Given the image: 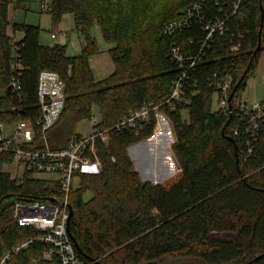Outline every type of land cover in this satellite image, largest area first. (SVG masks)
<instances>
[{"label": "trees", "instance_id": "1", "mask_svg": "<svg viewBox=\"0 0 264 264\" xmlns=\"http://www.w3.org/2000/svg\"><path fill=\"white\" fill-rule=\"evenodd\" d=\"M15 1L0 0V88L7 86L12 77L9 10ZM189 2L53 0L50 13L54 23L59 24L65 14H72L75 29L86 36L83 52L76 56L68 55L65 46L42 45L39 26L13 25L14 32L19 28L24 31V37L18 40L23 68L17 72L23 84V100L19 103L0 97V122L31 121L35 138L25 147H45L37 125L41 115L37 103L38 77L45 68L58 72L66 83L64 113L47 135L55 149L78 135L77 123L91 118L94 105L100 109V125L113 127L144 104H162L170 95L177 74L176 65L169 57L171 47L175 44L196 50L187 40L202 35L199 26L174 37L163 34L165 22L181 16ZM262 8L264 0L205 2L211 18H229L227 31L215 36L211 49L198 66L194 78L200 91L190 95L186 103L161 107L173 119L178 137L174 152L183 176L176 184L180 188L179 199H174L176 191H168L162 185L143 184L127 155L131 142L152 132L156 121L153 115L137 129H114L111 150L99 144L101 171L81 175L80 187L70 195L74 211L70 231L86 264L91 262L88 258L100 264H248L251 261V264H264V130L248 156L245 140L232 133L234 126L246 120L212 112L215 90L209 85L215 73L231 75L232 90L239 83L237 92L247 84L259 55L264 52L263 24L261 48L255 54L260 41ZM94 24L99 25L104 39L112 45L109 53L114 63L112 74L100 81L94 78L90 65L91 58L101 52L96 40L90 37ZM230 44L239 45L240 51L230 53ZM184 109L188 110L190 123L183 119ZM165 132L160 123L153 138L155 165L160 167V172L170 166L169 155L174 161L171 145L175 140L170 132L168 137L164 136ZM131 152L135 165L144 170L142 176L147 178L151 147L145 144ZM5 164V158L0 160V257L37 233L31 227L18 226L13 219V204L5 205V202L20 197L41 199L50 192L47 181L31 179L18 184L4 171ZM88 193L90 197L86 199ZM180 200V205H176ZM151 208H157L158 213L152 215ZM151 241L164 242L158 255L150 256ZM47 248L35 244L13 256L7 264H29Z\"/></svg>", "mask_w": 264, "mask_h": 264}, {"label": "built area", "instance_id": "2", "mask_svg": "<svg viewBox=\"0 0 264 264\" xmlns=\"http://www.w3.org/2000/svg\"><path fill=\"white\" fill-rule=\"evenodd\" d=\"M206 0H190L181 16L165 22L163 34L168 37L182 33L199 26L202 35L190 37L187 44L197 47L190 51L179 45H173L169 57L176 65L177 74L173 81L170 95L162 104L151 106L144 104L132 111L119 124L104 127L94 122L90 132L72 137L62 148H52L47 138L48 133L56 126L66 107V83L60 74L54 70L44 69L39 73L37 86V103L41 111L37 125L44 138V148L29 149L25 144L32 143L35 138V128L29 120H19L14 123L0 122V160L6 159L10 165L9 175L18 184L27 180H35L37 174H56L57 179L47 181L50 185L49 194L45 198L20 197L14 198L13 219L20 227H31L37 233L14 245L0 257V264L7 262L15 255L22 253L35 244L48 248L43 254L29 264H86L82 259L72 239L70 231V195L78 188L74 179L81 183V175L100 172L103 162L99 155V144L111 150V132L116 129L137 127L148 122L153 115L155 120L162 118L163 105L173 107L176 103H186L190 95L197 94L199 83L194 78L198 66L211 49L217 34L227 31V19L211 18L205 9ZM52 5L42 3V11L50 12ZM58 32L54 33L55 37ZM13 58L11 60L12 77L9 84L0 88V97L22 102L23 84L17 74L23 66L20 62L19 45L16 38L12 41ZM228 51L235 54L240 51L239 45L230 44ZM210 87L219 94V105L223 112L238 119L244 118L243 124L232 128L237 138L245 140L247 155L254 151V144L264 130V106L255 101L248 108L244 101L234 104L230 101L232 82L217 73L209 79ZM18 109L13 107V110ZM9 131V133H8ZM56 187H53V184ZM92 262H90L91 264Z\"/></svg>", "mask_w": 264, "mask_h": 264}, {"label": "rangeland", "instance_id": "3", "mask_svg": "<svg viewBox=\"0 0 264 264\" xmlns=\"http://www.w3.org/2000/svg\"><path fill=\"white\" fill-rule=\"evenodd\" d=\"M53 0H16L11 6L9 10V16H10V34L12 36V41L14 38L17 40L24 37V31L21 30L22 28L16 29L14 32L12 26H39L40 28V35L39 40L42 45L44 46H55V45H61L66 47V52L70 56H76L80 55L83 52V48L86 45V36L82 34L81 32L77 31L75 29L74 24V18L72 14H65L59 24H55L53 21L52 14L50 12H43L42 11V3L46 2L52 5ZM257 10V7H256ZM59 33L57 37H55L54 33ZM90 37L94 38L99 46L100 53L98 55H95L91 58L90 65L91 69L94 75V78L97 81L104 80L107 77H109L112 72L114 71V63L111 59L109 49L112 47L110 43H108L101 32V29L98 24H94L90 31ZM263 48H264V42H263ZM23 66V65H22ZM48 69V68H45ZM226 80H231L233 82V78L231 75L227 74L225 75ZM259 100L264 104V52H262L259 55L257 64L253 70V72L250 74V78L247 81V84L236 93L234 96V104L236 105L239 101H244L248 108L252 107V104ZM211 110L214 113H217L219 116H223L224 112L221 106L219 105V94L213 93L212 99H211ZM183 119L190 123L189 113L188 110L182 111ZM102 121V116L100 113V109L97 105L93 106L92 109V116L91 118L87 117L79 121L76 125V134H86L91 131L93 127V123L97 122L100 123ZM163 124L166 132L164 136L168 137L169 132L171 133V136L174 138V142L171 145V151L174 156V161L176 164L177 169H179L176 173H174L172 176L168 177L167 179L163 180L160 183H156L157 180H152L150 178V175L147 173V178L142 176V170L137 169L135 170V161L133 159L130 160L133 163L134 171L137 172L140 181L143 184H150L153 186L162 185L166 190H173L176 191V194H174V199H179L180 195L177 196L178 186L176 184H179L180 181L183 179V176L181 174V165L179 164V161L175 155L174 152V146L178 143V137L175 130L174 121L171 118V116L166 111H162V118L160 117L159 120L155 121V124L153 126L152 132L148 135H144L143 137H140L136 139L135 141L131 142L127 147V155H128V149L132 146H135L139 144L140 142H143L145 140L151 139L155 137L156 129L159 124ZM217 130V129H216ZM9 133V131H8ZM168 134V135H167ZM112 142V138H111ZM112 147V143H111ZM99 149V148H98ZM10 168V165L7 164L4 166V171L8 172V169ZM255 172V171H253ZM251 172V173H253ZM9 173V172H8ZM93 173V172H92ZM88 173V174H92ZM98 173V172H95ZM144 180H142V177ZM35 180L38 179H47L48 181H53L57 179L56 174H37L34 176ZM42 180V181H43ZM74 184L77 188L80 187V183L78 180L74 179ZM186 186V184H184ZM50 187V185H49ZM53 187H56V184H53ZM184 189V188H183ZM184 191V190H183ZM182 191V192H183ZM90 197V193L86 195V199ZM181 200L176 202V205H180ZM150 213L152 215H156L158 213L157 208H151ZM171 213H169L170 215ZM168 215V216H169ZM158 222V220H156ZM163 223V222H162ZM159 226V225H157ZM149 232V230H148ZM149 245H152V255H158V252L160 251V248L164 246L163 241H151Z\"/></svg>", "mask_w": 264, "mask_h": 264}, {"label": "water", "instance_id": "4", "mask_svg": "<svg viewBox=\"0 0 264 264\" xmlns=\"http://www.w3.org/2000/svg\"><path fill=\"white\" fill-rule=\"evenodd\" d=\"M263 24H264V10H263V8H262V23H261V30H260V41H259V45H258V47H257V49H256V51H255V54L260 50V48H261V33H262V28H263ZM249 69H250V66L247 68V70L245 71V74H244V76L248 73V71H249ZM243 76V77H244ZM242 77V78H243ZM238 86H239V83H237L235 86H234V88H233V91H232V93H231V95H230V101H232V99L234 98V96L236 95V93H237V90H238ZM230 119H231V117H230ZM230 119L228 120V122H227V124L230 122ZM227 124L223 127V129H222V134L223 135H225V128H226V126H227ZM171 135V134H170ZM145 144H148L150 147H151V152L149 153V155H148V157H149V159H150V161H151V168H150V171H149V175H150V178L152 179V180H157L156 181V183L158 184V183H160V182H162L163 180H165V179H167L168 177H170V176H172L174 173H176L179 169H177V167H176V164L174 163V161H173V159H172V157H170V155H169V157H168V159H169V161H170V166L166 169V170H163L162 172H160L159 171V169H160V167H156V165H155V157H156V153H155V142L153 141V140H151V139H148V140H145V141H143V142H140L139 144H137V145H135V146H132V147H130L128 150V156L131 158V159H133V155H132V149L133 148H135V147H137V146H142V145H145ZM165 149H166V147H165ZM237 146H236V151H237ZM167 150V149H166ZM138 168H137V166L135 165V170L136 171H138L137 170ZM142 177V176H141ZM142 180H144V178L142 177ZM14 198H11V199H9L8 201H6L5 202V205H11V204H13L14 203ZM74 216V211H73V209L71 208V211H70V218H72ZM71 236H72V234H71ZM72 239H73V241H74V243H75V245H76V248H77V250L78 251H80V249H79V247H78V244H77V242L75 241V239L73 238V236H72ZM261 256H259V257H256L254 260H258L259 258H260ZM91 262H96V263H99L98 261H96V260H93V259H90V258H88ZM252 262V261H251ZM251 262H249L248 264H251ZM100 264V263H99Z\"/></svg>", "mask_w": 264, "mask_h": 264}, {"label": "crops", "instance_id": "5", "mask_svg": "<svg viewBox=\"0 0 264 264\" xmlns=\"http://www.w3.org/2000/svg\"><path fill=\"white\" fill-rule=\"evenodd\" d=\"M215 93H216V91H215ZM256 101H259V100H256ZM261 102V101H260ZM262 103V102H261ZM263 104V103H262ZM263 106H264V104H263Z\"/></svg>", "mask_w": 264, "mask_h": 264}]
</instances>
